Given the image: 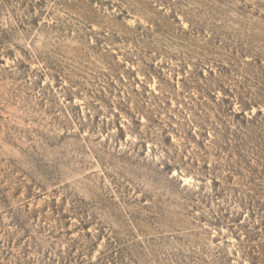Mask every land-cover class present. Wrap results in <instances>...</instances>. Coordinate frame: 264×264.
<instances>
[{
    "label": "rangeland",
    "instance_id": "rangeland-1",
    "mask_svg": "<svg viewBox=\"0 0 264 264\" xmlns=\"http://www.w3.org/2000/svg\"><path fill=\"white\" fill-rule=\"evenodd\" d=\"M0 264H264V0H0Z\"/></svg>",
    "mask_w": 264,
    "mask_h": 264
}]
</instances>
